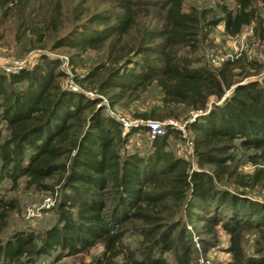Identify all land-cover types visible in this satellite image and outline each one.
Returning a JSON list of instances; mask_svg holds the SVG:
<instances>
[{"label":"trees","instance_id":"16d2710c","mask_svg":"<svg viewBox=\"0 0 264 264\" xmlns=\"http://www.w3.org/2000/svg\"><path fill=\"white\" fill-rule=\"evenodd\" d=\"M185 2L0 0V44L18 54L64 50L70 70L44 54L30 67L0 70V185L13 191L22 181L55 194L56 215L41 233L3 238L15 206L0 194V264L94 246L98 253L81 264H191L192 218L203 252L220 227L227 264H264V203L245 192L264 171L239 174L231 154L240 146L252 150L253 163L264 159L262 61L240 53L214 66L199 53L219 24L229 37L252 24L264 41V0H232V7L217 0L207 9ZM63 77L76 87L62 85ZM106 105L136 121L124 126ZM179 116L190 118L184 129L194 164L165 149L168 135L179 133L170 125L148 135L145 153L124 149L131 134H148L147 121ZM247 231L257 235L250 255Z\"/></svg>","mask_w":264,"mask_h":264},{"label":"rangeland","instance_id":"374dc122","mask_svg":"<svg viewBox=\"0 0 264 264\" xmlns=\"http://www.w3.org/2000/svg\"><path fill=\"white\" fill-rule=\"evenodd\" d=\"M216 1L217 0H186L185 4L196 9H207L213 8ZM222 1L228 7L233 6L232 0ZM258 5L261 4L258 3ZM259 7L264 27V7ZM199 53L203 55L208 64L214 66H218L224 59L233 58L240 53L246 54L248 57H254L259 61H262L261 71L262 74H264V41H261L255 34L252 24L242 27L240 32L234 37L226 36L223 33L222 26L220 24L217 25L213 28L208 38L205 41H202ZM41 54L59 59L61 61L59 69H61L68 76L70 70L65 64L67 55L64 50L58 49L50 51L47 48L31 49L22 54H18L16 53L14 47H6L5 45L0 44V56L8 58L10 60L9 64L14 66L20 65L23 68L30 67L33 59H37ZM253 77L258 78V76ZM61 84L65 86H75L71 82L70 77H63ZM83 90L88 94H92L89 93V90ZM101 102L102 104H105L104 100ZM104 112L107 115L119 120L123 125L125 123L129 124L136 121L132 119V117H130L125 110L118 107L110 108L106 105L104 107ZM193 115L194 114H191L190 118L193 117ZM190 118L179 116L178 119H167L173 123L170 124V126L176 128L179 133L168 135L166 142L167 146L165 149L171 151L174 155H179L188 159L191 164H194V160L191 155L189 133L184 129V123L187 120H190ZM148 135L150 136L149 131L148 134H131L127 139V143L123 145L124 149L130 150L136 148V150L140 151L141 154L145 153L146 150H148L149 145ZM251 153L252 150L243 149L240 146H236L231 151L239 174L250 175L254 169L259 167H261L264 171V159L260 158L256 161L257 163H253L247 158V155ZM0 187V194L4 195L6 198L12 199L15 206L8 213L6 228L2 234L3 238L5 235L10 234L14 230L27 229L35 233H41L43 230L56 224V215L54 210L55 194L51 195L48 191H38L32 188H25L22 181L18 183V186L13 191L8 189L9 183L7 181H4ZM245 192L253 199L264 203V179L257 183L253 188L246 189ZM27 207H32L33 209V215L29 217L25 215ZM199 225L200 222L194 218L186 221L185 228L190 233L191 241L195 248V253L193 254L195 258L191 264H227L230 255L224 250L227 245L226 233L220 227H217L216 244L203 252L200 249L196 235ZM256 238L257 235L254 231H247L243 234V248L245 253L249 255L252 254V245ZM99 248V246H94L80 254L63 256L59 259H55L56 251L51 250L48 254L37 257L33 264H81L82 262H88L91 256L98 253Z\"/></svg>","mask_w":264,"mask_h":264},{"label":"built area","instance_id":"2783aa9c","mask_svg":"<svg viewBox=\"0 0 264 264\" xmlns=\"http://www.w3.org/2000/svg\"><path fill=\"white\" fill-rule=\"evenodd\" d=\"M36 58L33 59V62L32 64H34L36 62ZM10 60L6 57H3V56H0V69L2 71H4L5 73H13L21 68H23L22 66L20 65H10L9 64ZM19 62V61H17ZM72 89H74V87H72ZM170 124H173L170 120H165V121H147L146 122V128L147 130L149 131L150 133V136H154V135H160V134H163L164 132V126L165 125H170ZM125 126L128 125V123L124 124ZM25 215L27 217L33 215V209L32 207H27L26 208V213Z\"/></svg>","mask_w":264,"mask_h":264}]
</instances>
